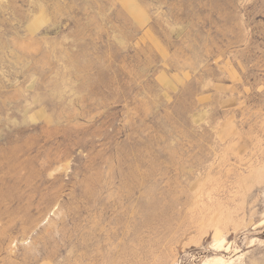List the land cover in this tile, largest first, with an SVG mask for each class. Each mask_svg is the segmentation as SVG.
I'll use <instances>...</instances> for the list:
<instances>
[{
  "label": "rangeland",
  "instance_id": "obj_1",
  "mask_svg": "<svg viewBox=\"0 0 264 264\" xmlns=\"http://www.w3.org/2000/svg\"><path fill=\"white\" fill-rule=\"evenodd\" d=\"M0 264H264V0H0Z\"/></svg>",
  "mask_w": 264,
  "mask_h": 264
}]
</instances>
